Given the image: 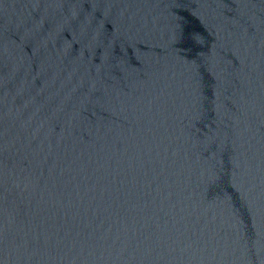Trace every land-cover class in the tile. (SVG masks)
<instances>
[{
    "label": "water",
    "instance_id": "water-1",
    "mask_svg": "<svg viewBox=\"0 0 264 264\" xmlns=\"http://www.w3.org/2000/svg\"><path fill=\"white\" fill-rule=\"evenodd\" d=\"M0 264H264V0H0Z\"/></svg>",
    "mask_w": 264,
    "mask_h": 264
}]
</instances>
